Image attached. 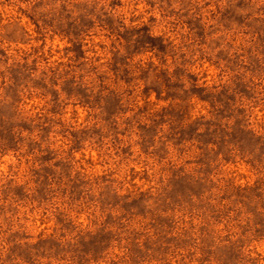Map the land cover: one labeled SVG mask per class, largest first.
<instances>
[{
  "label": "clouds",
  "instance_id": "1",
  "mask_svg": "<svg viewBox=\"0 0 264 264\" xmlns=\"http://www.w3.org/2000/svg\"><path fill=\"white\" fill-rule=\"evenodd\" d=\"M197 93L264 181V0H0V264H264V188L218 227L170 186Z\"/></svg>",
  "mask_w": 264,
  "mask_h": 264
},
{
  "label": "rangeland",
  "instance_id": "2",
  "mask_svg": "<svg viewBox=\"0 0 264 264\" xmlns=\"http://www.w3.org/2000/svg\"><path fill=\"white\" fill-rule=\"evenodd\" d=\"M148 99L159 101L160 104L166 103L159 100L155 93L149 95ZM209 99L208 95L201 98L197 93L194 94L193 106L190 109L185 105L169 107L164 111V115L176 125L175 128L170 127L168 139L176 164L175 171L183 173L180 180H172L170 186L173 193L179 194L181 199L184 198L183 193L187 191L195 196H204L217 204L215 213L205 218L203 222L215 223L222 227L219 222L226 219L234 210V204L229 202L234 201L240 205V209L235 210L237 216L241 210L249 213L254 211L246 202L250 204L259 196L257 189L264 188V181L257 183L255 180L253 170L259 161L255 157L245 160L240 153L248 151L250 145L260 143L262 137L251 129L245 130L240 127L242 121H236L231 130L222 127L221 121L230 119L231 113L226 109H215L209 103ZM203 105L212 110L208 119H204L209 113L204 110ZM140 130L144 134L151 131L143 127ZM250 172L253 173L251 176ZM249 180L252 181L250 185ZM174 203L179 208L180 201L174 200ZM181 212L182 209L167 221L170 227L173 226V219L176 221L174 226L180 227ZM57 223L61 227H69L60 220ZM254 238H264V232L257 230Z\"/></svg>",
  "mask_w": 264,
  "mask_h": 264
}]
</instances>
